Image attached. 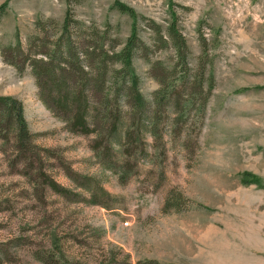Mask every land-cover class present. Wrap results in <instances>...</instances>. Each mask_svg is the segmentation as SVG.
Here are the masks:
<instances>
[{
  "label": "rangeland",
  "instance_id": "rangeland-1",
  "mask_svg": "<svg viewBox=\"0 0 264 264\" xmlns=\"http://www.w3.org/2000/svg\"><path fill=\"white\" fill-rule=\"evenodd\" d=\"M116 1L146 19L140 36L153 63L167 64L175 54L164 44L152 48L146 24L164 30L176 12L191 67L202 35L213 58L206 72L215 80L196 147L184 151L178 138L168 137L156 145L147 136L149 157H133L124 184L94 156L93 137L66 133L43 107L30 69L18 73L1 53L16 34L24 45L40 36V21L55 24V40L68 10L86 26H111L110 36L124 43L132 21L113 9ZM4 4L0 97L22 102L40 150L24 159L14 134L0 141V264H264V0H0ZM134 66L150 101L159 84L146 60ZM41 174L67 193L49 189ZM244 174L260 183L244 184ZM85 177L95 185L94 198L81 188ZM169 196L175 207L165 213Z\"/></svg>",
  "mask_w": 264,
  "mask_h": 264
},
{
  "label": "trees",
  "instance_id": "trees-1",
  "mask_svg": "<svg viewBox=\"0 0 264 264\" xmlns=\"http://www.w3.org/2000/svg\"><path fill=\"white\" fill-rule=\"evenodd\" d=\"M6 9L7 4L0 6V17ZM113 9L132 21L130 36L124 43L110 36L111 26H105L104 30L95 25L86 26L68 10L55 40L50 36L55 24L40 21L36 24L40 36L29 38L24 45L16 34L15 43L1 47V53L18 73L30 69L43 107L64 124L66 133L93 137L94 156L105 169L119 175L124 184L123 172L133 157L137 156L136 160L149 157L147 136L156 145L168 137L171 141L178 138L184 151L196 147L215 80L212 70L206 72L213 65V58L208 54L209 42L202 35L201 54L196 66L191 67L190 52L176 12L171 10L170 22L164 30L154 22L146 24L154 37L153 49L164 44L174 51L175 58L166 64L145 59L144 54L151 47L141 38L139 25L146 19L119 1ZM138 58L148 62L152 78L159 84L150 101L141 92L134 66ZM158 71L164 75L159 77ZM0 122L6 126V130L0 128V141L7 142L8 134L12 133L19 155L30 160L35 157L40 148L30 133L22 102L0 97ZM43 152L51 154L49 150ZM41 177L49 189L62 196L67 193L45 174ZM76 179L77 176L74 182ZM243 183L260 182L244 174ZM81 188L89 191L91 198L95 197L96 188L91 179L85 177ZM172 198L169 196L165 202V213L175 207ZM63 264L69 263L63 260Z\"/></svg>",
  "mask_w": 264,
  "mask_h": 264
}]
</instances>
